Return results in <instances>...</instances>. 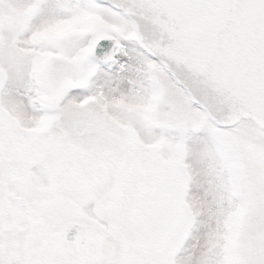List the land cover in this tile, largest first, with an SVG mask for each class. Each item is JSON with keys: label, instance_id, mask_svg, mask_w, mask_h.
I'll use <instances>...</instances> for the list:
<instances>
[{"label": "snow or ice", "instance_id": "obj_1", "mask_svg": "<svg viewBox=\"0 0 264 264\" xmlns=\"http://www.w3.org/2000/svg\"><path fill=\"white\" fill-rule=\"evenodd\" d=\"M63 23L77 30L54 34ZM0 68V173L10 142L27 145L38 180L103 226L107 244L90 254L69 240L70 264H161L170 220L158 188L172 152L156 144H183L186 164L199 154L207 181L192 200L188 180L200 215L174 259L264 264V0H0ZM206 212L214 230L189 251ZM0 264H13L6 251Z\"/></svg>", "mask_w": 264, "mask_h": 264}, {"label": "rangeland", "instance_id": "obj_2", "mask_svg": "<svg viewBox=\"0 0 264 264\" xmlns=\"http://www.w3.org/2000/svg\"><path fill=\"white\" fill-rule=\"evenodd\" d=\"M97 23L96 19L93 17H84L80 24L85 27H93ZM77 30V25L73 23H63L61 25H58L53 31L54 34L60 35V34H66ZM4 79V69L0 68V84L3 83ZM146 111L148 109H145ZM9 118H12L13 121L17 122L18 125H20V120L15 116H10ZM28 130L31 131L30 135H37L33 134L32 129H25L27 132ZM127 132L130 136L139 139L135 129L131 127L126 128ZM17 144L15 140L10 142L7 148V152H10L11 149ZM151 150L154 152H160L165 147L168 148L169 151L172 152V156L164 162V166L161 170V180L159 185L161 186L163 183L165 184V188L169 191V195L167 196L165 194V200L161 202L163 206H166L169 209V220L170 225L167 232V239H169L170 234L172 231L177 227V220L181 216L180 213L182 211L183 205L178 203V193L180 192V186H181V179L184 180V188L183 193H187L188 188V180L192 179V185H191V199L192 200H204L205 196L207 194V181L205 179L204 175V169L202 161L199 157V154L192 155L190 158L189 163H185V156L189 155V150L183 145V144H176V145H161L156 144L150 146ZM26 148L27 145H26ZM192 169V176L189 175V168ZM5 169L6 171L3 173H0V185L6 184V193L8 196H13L16 198L17 202H26L28 205V211L22 208L21 206H18L15 202H12L9 198L5 197V194L3 190L0 187V227L7 226L8 230L3 233V235L6 237L7 240V247L6 249L3 247H0V252L6 251L9 259L13 262V264H21V262L25 260H30L33 257H40L44 258L42 255L44 250L47 251H53V248H47L54 247V245H51L48 242V239L44 236L39 237V243H40V249L35 252L34 243L37 242L34 240V237L37 238L39 236V230H41L42 227H46L50 232H54L56 229V224L63 221V212L62 206L65 203L68 205V208H71L72 204L70 201L65 199L62 196H59L55 194V190L52 192V196L61 198L64 202L61 204L52 207V206H46L41 207L46 209V215H43L39 217L38 214L35 215L34 211L39 209V204L37 203V198L35 197L38 195V193L45 187L46 189H49L51 185H45L43 181L38 180V178L35 176L33 172H31L27 167L23 166H15L13 162H7L5 160ZM182 176V178H181ZM28 190L31 191L32 195H24V191ZM24 190V191H23ZM234 195L240 194V189L238 186L234 188ZM185 197V196H184ZM182 199L183 203L186 206V209L182 212V218L187 221L188 230L187 234H189V229L192 228L193 220L197 215H200L199 212L194 213L192 211L191 205L184 199ZM20 198V199H19ZM66 206V205H65ZM73 210L74 209V206ZM51 213H50V211ZM72 209H69V211ZM52 211L57 214L56 217H53ZM75 212L80 213L79 211L75 210ZM28 214H32L33 217H30ZM244 215V210H238L236 213L230 215L228 221L226 222V226L230 229V234L228 236L223 237L225 241V250L227 249V246L230 245L234 240V230L240 223V220L242 219ZM38 216V217H37ZM85 221H89L101 234L103 226L101 225L100 221L86 213H82L81 215ZM40 219V223L38 224L36 220L34 219ZM177 219V220H176ZM175 221V222H174ZM38 224V226H33L32 224ZM206 230V231H205ZM213 227L211 224V218L207 214V212L203 215L202 219L196 224L195 226V232L191 235V244L189 247V251H196L199 248H202L204 244L207 241L208 235L211 234L213 231ZM29 236V238H28ZM107 244V241L104 239L103 245L100 247H104ZM47 245L46 247H43ZM167 246V245H166ZM96 248L94 251L100 249ZM63 249V250H61ZM173 250L171 247L170 250ZM59 252L61 253L59 256L66 257V264H69L70 258L68 257V249L66 248H59ZM167 247L163 251V254H161V264H188V262L191 260V256H188L186 259L183 260H176L173 258V261L170 260V262L167 259V256H169L171 253L167 252ZM167 252V253H166ZM90 254L92 252H86L85 254ZM46 256L49 255L48 252L45 253ZM165 255V260L162 259ZM167 255V256H166ZM170 259V258H169Z\"/></svg>", "mask_w": 264, "mask_h": 264}, {"label": "flooded vegetation", "instance_id": "obj_3", "mask_svg": "<svg viewBox=\"0 0 264 264\" xmlns=\"http://www.w3.org/2000/svg\"><path fill=\"white\" fill-rule=\"evenodd\" d=\"M13 124L16 125L17 127H19L20 125L17 124V122L13 121ZM29 131V130H28ZM27 152H28V148H26V145L25 144H22V143H17L12 149L10 152H7V157H6V161L7 162H13V164L15 166H23V167H26L25 166V160H26V155H27ZM1 189L3 190L4 194H5V197L6 198H9L12 202H15L18 206H21L22 208H24L25 210L28 211V205L26 204V202H17L16 198H14L13 196H8V194L6 193V187L7 185L6 184H2L0 185ZM47 187H45V189L43 188L39 193L38 195H36L35 197L37 198V203L39 204V209L38 210H35L34 211V214L37 215L41 218L43 215H46V209L45 208H41V207H46V206H52V207H55L59 204H61L62 202H64L61 198L59 197H54L52 196V192L55 190L53 186H51L49 189H46ZM24 191V190H23ZM168 193V190L167 188H165V184L163 183L161 186L159 185V188H158V194H159V198H160V201H164L165 200V194ZM24 195H32L34 197V195L32 194L31 191H28L25 189L24 191ZM20 199V198H19ZM66 205V206H65ZM65 205L63 204L62 206V209H63V212L61 214L64 213V215L62 216L63 217V221H61L60 223L56 224V229L54 232H56L58 230V227L65 223V222H76V223H83L85 222V219H83V217L81 216L82 215V212L80 213H77L75 212V210H73V205L71 206V208H68L67 204L65 203ZM69 209H72L69 211ZM50 211V210H49ZM51 213V211H50ZM52 214H53V217H56V213L54 215V212L52 211ZM30 217H33L32 214H28ZM37 216V217H38ZM36 222L38 224H41L40 223V219H36ZM32 224L33 226H38V224ZM42 225V224H41ZM8 230V227L7 226H2L0 227V233H5L6 231ZM51 234L52 232H50V230H48L46 227H42L41 226V230H39V236L37 238L34 237V240L33 241H37L35 242L33 245L35 247V252L38 251L40 249V243H39V237L41 236H44L48 239V242L51 244V245H54V247H49L47 245L43 246V247H46L47 248H53L54 250L53 251H47V250H44L43 252H48L49 255L46 256L45 253H43L42 255L44 256L45 259L49 258V257H58L61 253L59 252V248H66V245L65 244H62V243H59L57 240L51 238ZM29 238V236H28ZM169 242V240H167ZM67 249V248H66ZM63 250V249H61ZM94 248H88L86 250H83V251H79L80 253H83L85 254L86 252H94ZM88 254V253H87ZM163 254V252H162ZM164 258V257H163ZM162 258V259H163ZM43 259V258H42ZM67 260V259H66ZM70 264V262H69Z\"/></svg>", "mask_w": 264, "mask_h": 264}, {"label": "water", "instance_id": "obj_4", "mask_svg": "<svg viewBox=\"0 0 264 264\" xmlns=\"http://www.w3.org/2000/svg\"><path fill=\"white\" fill-rule=\"evenodd\" d=\"M81 232H83V233H87L88 244H92V237H91V235H90L89 230H87V231H81ZM97 244H99V242H97ZM83 245H84V244H83ZM84 246H85V245H84ZM81 248H83V247H81Z\"/></svg>", "mask_w": 264, "mask_h": 264}]
</instances>
